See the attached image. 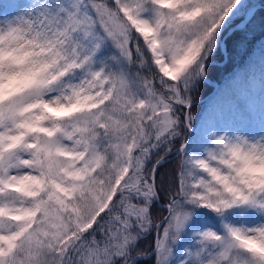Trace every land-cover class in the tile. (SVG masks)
I'll return each mask as SVG.
<instances>
[{"label": "snow or ice", "instance_id": "1", "mask_svg": "<svg viewBox=\"0 0 264 264\" xmlns=\"http://www.w3.org/2000/svg\"><path fill=\"white\" fill-rule=\"evenodd\" d=\"M257 15L0 0V264H264V42L200 105Z\"/></svg>", "mask_w": 264, "mask_h": 264}, {"label": "trees", "instance_id": "2", "mask_svg": "<svg viewBox=\"0 0 264 264\" xmlns=\"http://www.w3.org/2000/svg\"><path fill=\"white\" fill-rule=\"evenodd\" d=\"M247 2H250V4H261L260 7L256 8L258 15L252 35L242 48L233 53L230 59H217L209 68L208 79L209 81L216 82L217 87L210 96L200 102V105H207L230 77L235 73L243 71L250 53H254L257 59L259 57L260 43L264 42V29L261 28V20L264 19V0H247ZM209 81L202 85L201 97H204L212 90L213 87Z\"/></svg>", "mask_w": 264, "mask_h": 264}, {"label": "water", "instance_id": "3", "mask_svg": "<svg viewBox=\"0 0 264 264\" xmlns=\"http://www.w3.org/2000/svg\"><path fill=\"white\" fill-rule=\"evenodd\" d=\"M260 6H261L260 4H255L256 8L260 7ZM208 81H209V79H208ZM209 82L212 84L213 89L208 94H206L204 97H201L200 102L205 100L208 96H210L216 89V85H217L216 82H214V81H209Z\"/></svg>", "mask_w": 264, "mask_h": 264}, {"label": "rangeland", "instance_id": "4", "mask_svg": "<svg viewBox=\"0 0 264 264\" xmlns=\"http://www.w3.org/2000/svg\"><path fill=\"white\" fill-rule=\"evenodd\" d=\"M248 3H250V2H248Z\"/></svg>", "mask_w": 264, "mask_h": 264}]
</instances>
